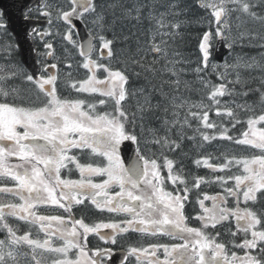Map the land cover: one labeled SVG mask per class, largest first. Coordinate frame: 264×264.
<instances>
[{"label":"snow or ice","instance_id":"snow-or-ice-1","mask_svg":"<svg viewBox=\"0 0 264 264\" xmlns=\"http://www.w3.org/2000/svg\"><path fill=\"white\" fill-rule=\"evenodd\" d=\"M69 4L67 10H57V19L67 25L64 38L79 48V54L84 58L80 66L88 73L82 81L73 82L72 87L78 93L99 98L89 101L59 95L58 73L49 71L56 69L55 63H45L39 77L25 75V79L37 85L42 94L40 103H17L16 90L0 83V177H9L15 182L12 187H0V193L16 197L19 201L0 203V231L5 233L4 239H0V264H20L19 258L28 256V253L20 251L24 246L30 250L34 264H46L47 258L43 253L52 254L54 258L51 264H112L115 254L113 248H91L89 236H98L105 245H117L118 237L130 232L167 236L175 242L151 243L147 247L130 246L119 264H126L129 257H135L137 264H264V215L250 207L240 206L241 197L247 205L248 201H256L257 191L264 190V128H256L257 124L264 122V114L249 118L248 131L242 134L243 139L235 141L259 149L261 155L233 157L220 163H210L209 157L195 161L197 165L203 163L205 167L220 172L233 166H242V174L216 177L223 194L203 193V199L198 197L202 211L195 217L185 214V206L191 188L199 189L204 178H196L190 188L181 170L174 168V161L163 151L175 152L181 147L180 141L170 138L167 133L173 128L182 129L188 124L189 116L200 120L205 128H215L208 115L212 105H216V114L220 115L221 102L218 97L231 95L236 85L244 86L246 81L242 79L241 68L258 66L254 57L251 62L242 57L234 59L232 63L225 60L223 65L210 61L215 44L222 42L229 50L234 47L235 40L230 39L231 29L226 19L232 12L264 21V16H257L254 11L257 7L254 0H199V6L210 9L214 20L208 21L209 28L200 37L198 47L201 58L196 67L190 70L201 85L209 89V104H189L179 95L182 83L187 88L188 82L182 77L189 71L185 65L191 62L178 52H173L172 58H169L167 41L163 39L173 35L166 29L178 30L181 26L166 19L170 14H180L179 11H172L179 8L175 0L163 12L158 10L155 0L127 10V14L137 21L142 17L149 22L155 21L156 32L149 47L153 59L145 63L146 56L139 59L128 57L122 62L123 67L117 69L111 67V61L116 57L114 39H109L106 34L115 21L111 25L107 23L103 5L98 0H69ZM41 14L51 17L48 11ZM86 16L93 17L95 35L90 30L86 44H78L73 39L77 34L74 20L83 23ZM24 18L28 19V16ZM7 27L4 12L0 11V30H7ZM50 34L38 35L42 38ZM243 35L241 33L240 38ZM157 36L161 38L159 43L156 42ZM260 46L264 47V44ZM12 47L8 45V48ZM44 47L48 50L44 55L51 57L53 45L45 43ZM161 60L164 63L157 68ZM12 67L16 71L0 75V82L22 71L16 65ZM67 67L71 68V65ZM221 67L223 71H220ZM2 68L0 65V70ZM130 74L137 79L143 76L146 85L130 91ZM212 74L226 83H212L206 78ZM232 75L234 79H229ZM157 76L161 77L159 83L155 82ZM261 83L264 84V79ZM228 84L233 85L231 90ZM166 86L172 90L171 93L165 91ZM251 91H242L240 95L248 96ZM255 91L259 93L260 103L264 104V90L257 88ZM137 94L142 102L138 101L136 112H129L125 102ZM239 107L247 109L248 105ZM185 108L187 114L181 120V110ZM169 109L172 119L163 120L164 135H159L157 129H148L152 134L151 139L143 143L162 150L160 156L153 153L149 157L141 148V136L135 129L139 125L143 132L147 113L162 110L167 114ZM223 111L228 117L234 118L231 108L225 106ZM235 123L240 121L236 120ZM214 138L203 134L204 141ZM221 138L232 139L223 134ZM124 142L136 145L134 158L128 165L121 159ZM73 149L80 150L81 154L84 150H90L87 161L82 162L81 156L73 153ZM12 158L17 162L13 163ZM70 165L78 170L79 179L70 178L74 170ZM164 169L167 170L166 175L162 174ZM93 177L103 179L95 182ZM229 180H234V185L229 186ZM169 182L171 190L168 189ZM229 197L234 199V207L228 206ZM208 200L212 202L211 207L205 205ZM85 201L95 205L101 212L106 210L123 215L108 222H86L84 217L76 218L73 213L74 206L83 205ZM48 206L63 209L68 215H46L39 211ZM9 217L38 226L44 238H33L30 231L18 235L19 229L9 222ZM230 218L235 220L236 225V231L229 233L234 238L232 247L240 249L243 255L229 251L226 243L220 242L219 231H214V234L209 231ZM191 219L196 220L198 226L191 225ZM105 229L111 231L104 233ZM238 233L242 236H238ZM37 250H41L40 258H37ZM161 250L163 258L158 255Z\"/></svg>","mask_w":264,"mask_h":264},{"label":"trees","instance_id":"trees-1","mask_svg":"<svg viewBox=\"0 0 264 264\" xmlns=\"http://www.w3.org/2000/svg\"><path fill=\"white\" fill-rule=\"evenodd\" d=\"M99 2L103 5L105 10L106 8L108 9V13L106 14L107 23L111 25L112 22L115 21L111 30L107 32L109 33V36L113 37L115 47L120 50L119 53H124V59L126 60L128 57L139 59L141 56H146L145 63L151 62L153 54L149 51V47L152 36L156 32L155 21L149 22V20L144 17L137 21L127 14L129 8L142 3H148L149 0H98V3ZM155 2L158 5V10L163 12L168 10L167 6L174 2V0H155ZM175 2L178 3L179 8L172 11H179L180 14H170L166 19L170 23H180L181 26L178 30L171 28L166 29V31L172 32L173 35L165 36L163 39L167 41L168 52H178L183 58L191 62L190 64L185 65L189 71L182 77V80L188 82L187 87H189V91H194L193 93L191 91L188 92L189 97L193 94L194 102L196 104L201 102L208 104L210 103L207 99L209 89L201 85L197 76L194 75L190 69L196 67L201 58V53L198 47L199 40L203 32L207 31L209 28L208 21L214 20V17L211 16L210 9H204L199 6V0H175ZM254 2L257 5V7L254 8L257 16H264V3H261V0H254ZM132 15L134 16L135 13ZM231 17L238 24V31L245 36L243 38L244 44L236 47L237 54H245L248 55L249 58L250 56L258 57V66L250 69H240L242 79L249 82H246L243 87L236 85L235 91L230 97L235 99L236 102L242 100L245 102L261 104L259 93L256 92L255 89L260 88L264 90V84L261 83V80L264 79V68L260 65L262 63L264 64V47L260 46L261 44H264V21L254 19L247 14L239 12H232ZM212 27L214 30L215 24H213ZM156 42H160V39L157 37ZM8 45H12L13 47L10 49L8 48ZM15 46L14 37L10 31L8 29L0 30V50H7L6 52L0 51V57L5 56L6 60L10 59L13 60L14 63L18 62L19 54L18 49ZM177 59H179V57H177ZM163 63L164 62L161 60L160 64H157L156 67L160 68ZM160 78V76H157L155 82H158ZM164 78L166 79L167 77ZM206 78L214 84L222 82L226 83L225 81L218 80L215 74L207 76ZM3 82H5V87L8 89H15V80L7 79ZM135 82L136 88H141L146 85L143 76L136 79ZM229 85L233 88L232 84ZM249 89H252L253 91H251L248 96L240 95L242 91H247ZM262 107H264V104H262ZM212 111L213 110L208 113L209 121L210 113ZM260 114H264V108L246 111L236 109L234 112V118L228 117L224 114L220 116V119L228 120L229 133L232 137L231 142L233 143L238 137L242 136L246 129H248L247 120L249 118L258 117ZM236 120H239L240 123H235ZM194 122H198V124H194V128H197L198 132H202L200 133L202 137L203 134L208 135L209 128H205L203 123L198 119H194ZM234 123L235 127H233ZM256 126L264 127V123L262 122ZM242 156H248V153L246 155L239 154V152L231 154V158H242ZM199 158H201V156H199Z\"/></svg>","mask_w":264,"mask_h":264},{"label":"flooded vegetation","instance_id":"flooded-vegetation-1","mask_svg":"<svg viewBox=\"0 0 264 264\" xmlns=\"http://www.w3.org/2000/svg\"><path fill=\"white\" fill-rule=\"evenodd\" d=\"M47 50V49H46ZM58 51H64L65 54L61 57L53 55L51 57H46L43 55L40 57V62L41 66L45 63L47 64H52L55 63L57 65L56 70H52V73H58V82H57V88H58V94L67 97L69 99H75V98H83L86 100H92V99H98L97 98H92V97H86V96H77L73 95L75 89H72L71 93L68 94L69 88H65L63 90V85L66 83L67 79L66 77L68 76L67 73L64 74V70L67 67L68 64L73 67V62L66 63V60L69 59L68 55L71 53H77V60L78 62L83 61V57L80 56L79 54V49H71V48H65V49H57ZM114 51L117 53V49L114 48ZM43 53V52H42ZM74 55V54H73ZM108 63V61H105ZM111 62H118V56H116ZM79 68H82L81 66ZM73 70V69H72ZM42 73V70H41ZM40 73V75H41ZM32 83V82H31ZM35 85V84H34ZM36 88H30L29 86L24 89L18 99L17 103L21 104H33V103H40L43 100L42 94L39 93L37 85H35ZM129 100V99H128ZM127 100V104H128ZM126 104V106H127ZM100 107V106H98ZM158 130L159 135H164L165 134V128H153ZM188 133L187 129L185 128H173L170 132L167 134L170 136L172 139H178L181 143V147L177 149L175 152H169L166 149L163 151L165 152L166 155H168L169 159H172L174 161V168L180 169L181 170V175L184 176L186 179V182L189 184L190 188L191 185L194 183L196 178L203 177L204 184L206 186V192L208 195H215L217 193L223 194V188L221 187L220 182L216 180L217 176H225L227 177L230 175V169H225L223 172L220 171H213L210 168L199 170L197 167V164L195 163L194 160V139L192 140H186V142H183V139L181 138L180 135ZM191 133L194 134V130L191 129ZM152 134H148L147 140L151 139ZM219 141V140H217ZM221 147L224 149L225 148V143L224 141L221 143H216L215 147L212 148L213 154L215 152L219 153ZM162 150L159 149L157 146H154L152 144H147L145 145V150L144 153L145 155L151 157L153 153L156 154V156H160V152ZM90 152V150H84L83 154H81L80 150L73 149V153L81 156V161L85 162L88 159L87 153ZM220 155V154H219ZM221 155L225 156V153H221ZM225 158L223 159H211L209 160L210 163H220L224 161ZM12 161L17 162L15 158H12ZM70 167H73L74 165H70ZM241 170H235L234 173H240ZM167 170L164 169L162 170V174L166 175ZM201 173V175H200ZM64 175V172L62 171V176ZM70 178L72 179H79V172L78 170H73L71 173ZM106 178V177H105ZM95 182H100L101 179L100 177H93ZM0 182H4V179L0 178ZM234 180H229L228 185L232 186L234 185ZM168 189L171 190V184L170 182L168 183ZM118 190V189H115ZM198 189L191 188L189 192V201L186 203L185 206V214L189 217H195L198 213H200L202 210L198 206ZM263 190L257 191L255 193L256 195V204H257V213L258 214H264V193L262 192ZM203 199V195H202ZM233 198L229 197L228 198V206L231 207V200ZM13 202H19L18 198L14 197ZM212 202L210 200L205 201V205L208 207H211ZM42 214L46 215H64L67 216L68 213L64 212L63 209H60L55 206H48L46 208H41L39 210ZM73 213L75 214L76 218L84 217L86 222H99L101 220L108 222L111 219H119L120 216L123 214H116V213H109L106 210L101 212L99 209L95 207V205L91 204L89 201H85L83 205H78L74 206L73 208ZM9 222L12 223L16 228L19 229L18 235H22L25 231H30L32 234L33 238H44V234L42 232H39L38 226L31 225L29 223H26L24 221H19L14 217H9ZM190 224L193 226H198V222L194 219L190 220ZM236 228V225L231 224V218L229 221L222 222V224L217 225V228L215 230L209 229V231L213 232L214 231H219L221 233V236L219 237L220 242L226 243L229 251H236L238 255H243V252L240 249H235L232 247V236L229 234L230 231H233V229ZM111 230L105 229L103 230L104 233H109ZM38 234V235H37ZM2 237H5V233L2 232ZM89 241L90 245L89 247L91 248H96V247H109L111 246L114 250V256L112 258V264H119L121 257L127 253V249L130 246H135V247H147L151 243H174L175 241H172L169 237L167 236H151L148 234H143V233H136V232H130L126 234H122L121 236L118 237V243L117 245H105L103 241L99 239L98 236L90 235L89 236ZM239 242V241H237ZM21 252L23 253H28L27 257H20V264H34V262L31 260V252L30 250L24 246L23 248L20 249ZM158 255L163 258L162 250L158 253ZM41 256V250H37V258H40ZM43 256L47 258L46 264H51V260L54 258L52 254L49 253H43ZM126 264H137L135 257H129V261L126 262Z\"/></svg>","mask_w":264,"mask_h":264},{"label":"water","instance_id":"water-1","mask_svg":"<svg viewBox=\"0 0 264 264\" xmlns=\"http://www.w3.org/2000/svg\"><path fill=\"white\" fill-rule=\"evenodd\" d=\"M43 0H0V7L4 12V17L8 21V27L15 34L20 49V55L23 62L34 72L38 70L36 61L37 50L33 42V34L40 25L46 21L35 19H25V11L34 4H40ZM80 34L82 43L87 42L89 34L85 27L78 21L74 20ZM31 33V35H29ZM228 53V48L221 42L217 44L215 58L223 61L224 56ZM136 146L130 143V146L123 149V155L126 160H132Z\"/></svg>","mask_w":264,"mask_h":264},{"label":"rangeland","instance_id":"rangeland-1","mask_svg":"<svg viewBox=\"0 0 264 264\" xmlns=\"http://www.w3.org/2000/svg\"><path fill=\"white\" fill-rule=\"evenodd\" d=\"M238 24L236 23V21L234 20V22H233V26H229L230 27V29H231V32H230V39H234L235 40V44H237L242 38H240V36H241V33H238V26H237ZM243 37H244V35H243ZM62 40L63 39H59L58 41H59V43H57V47H65V46H63V44L61 45V42H62ZM234 44V45H235ZM1 52H6L7 50L5 49H2V50H0ZM64 55V52H61L60 53V55H59V57H61V56H63ZM170 58H172V55H170ZM236 58H239L238 56H236L233 52H232V54L230 55V57L227 59V61L229 62V63H232L233 61H234V59H236ZM245 60H249V62H251V59L250 58H247V59H245ZM4 64V65H3ZM9 64V62H7V61H5V62H3L1 65L2 66H7ZM214 64H215V62H214ZM223 65V64H222ZM241 69H244V68H241ZM229 71H231V70H229ZM164 77H166V76H164ZM163 77V78H164ZM161 79V78H160ZM159 79V80H160ZM229 79H234V75H232V76H229ZM159 80H158V82H156V83H159ZM226 82V81H225ZM228 86V85H227ZM184 87V86H183ZM182 88V87H181ZM181 88H180V92L182 91L181 90ZM134 89H137L136 87L135 88H133V90ZM168 89V87L166 86V88H165V91ZM171 89H169V91L168 92H170L171 93ZM179 95H181L183 98H185L187 101H188V103L190 104V101L187 99V97H186V95L184 94V95H182V94H180L179 93ZM134 100H135V103H136V107H137V103H138V101L139 102H142V98L140 97V95L139 94H137V95H135L134 97ZM157 99H159V96H157ZM155 101V100H154ZM161 103H165L164 101H161ZM161 116H160V118L159 117H157L156 115H155V117H156V123H151L150 122V128L151 127H155V128H157V127H161L162 126V122H163V120L165 119V118H167V119H169V120H171V118H172V116H171V114H169V115H167L165 118H163L165 115H166V113H164L162 110H161ZM183 115L181 114V117H182ZM146 117V116H145ZM160 119H162V120H160ZM195 147H197V145H194V148ZM9 178V177H8ZM10 179V178H9ZM11 180V179H10ZM11 201V199H9L8 198V201L7 202H10Z\"/></svg>","mask_w":264,"mask_h":264},{"label":"bare ground","instance_id":"bare-ground-1","mask_svg":"<svg viewBox=\"0 0 264 264\" xmlns=\"http://www.w3.org/2000/svg\"><path fill=\"white\" fill-rule=\"evenodd\" d=\"M38 46H39V44H38ZM117 49V48H116ZM120 52V50H118L117 49V56L119 57V56H121L122 58H124V53H119ZM254 56H250V59L251 58H253ZM255 58V61H256V63H257V58L258 57H254ZM145 86V85H144ZM136 87V86H135ZM228 87H232V86H230L229 84H228ZM133 88H134V84L132 85V90H133ZM137 89H139L138 87H137ZM189 91V90H188ZM201 146L203 147V148H206V146L204 145V144H201ZM212 148H207V149H205L206 150V152L207 151H209V150H211Z\"/></svg>","mask_w":264,"mask_h":264}]
</instances>
